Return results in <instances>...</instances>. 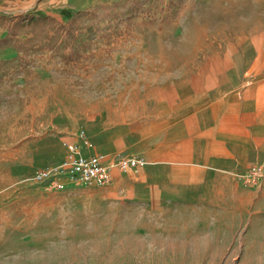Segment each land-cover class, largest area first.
<instances>
[{
    "label": "rangeland",
    "instance_id": "obj_1",
    "mask_svg": "<svg viewBox=\"0 0 264 264\" xmlns=\"http://www.w3.org/2000/svg\"><path fill=\"white\" fill-rule=\"evenodd\" d=\"M139 1L142 8L130 21L101 23V34L81 59L64 62L46 53L21 75L13 67L0 81V264L253 260L250 252L237 249L239 235L232 240L234 234H229V249L222 250L211 241L216 228L196 229L191 237L187 228L172 221L162 229L159 223L146 224L137 209H113L108 205L112 200L89 184L55 190L25 181L40 162L52 166L58 158L55 145L65 110L84 117L88 107L98 112L105 102L114 108L140 94L137 90L148 83L145 61L148 54L158 53V40L180 39L178 53L187 59L192 55L190 42L206 26L216 37L224 33V0ZM114 2L126 0H34L7 13L51 14L65 22L75 11ZM2 14L0 33L5 34L7 15ZM174 54L168 51L169 58Z\"/></svg>",
    "mask_w": 264,
    "mask_h": 264
},
{
    "label": "crops",
    "instance_id": "obj_2",
    "mask_svg": "<svg viewBox=\"0 0 264 264\" xmlns=\"http://www.w3.org/2000/svg\"><path fill=\"white\" fill-rule=\"evenodd\" d=\"M33 2L0 0V14ZM224 13V33L216 37L206 26L187 59L178 53L180 39L158 40V53L145 61L147 86L129 103L88 107L84 117L65 110L52 166L70 142L83 155L143 157L142 167L113 170L107 185H86L115 210L137 209L148 225L165 229L172 221L190 236L216 228L211 241L222 250L229 234L239 235L237 249L253 257L239 264H264V177L245 180L251 168L264 167V0H224ZM16 55L0 51V59Z\"/></svg>",
    "mask_w": 264,
    "mask_h": 264
},
{
    "label": "trees",
    "instance_id": "obj_3",
    "mask_svg": "<svg viewBox=\"0 0 264 264\" xmlns=\"http://www.w3.org/2000/svg\"><path fill=\"white\" fill-rule=\"evenodd\" d=\"M142 5L139 0H126L122 4L114 2L102 7L80 9L70 14L65 22L51 14L27 12L7 15L6 33L0 38V51L12 48L17 55L0 59V81L10 74L13 67L16 74L21 75L25 68L36 63L37 57L46 53H54L64 62L81 59L97 35L101 34V23L130 21Z\"/></svg>",
    "mask_w": 264,
    "mask_h": 264
},
{
    "label": "built area",
    "instance_id": "obj_4",
    "mask_svg": "<svg viewBox=\"0 0 264 264\" xmlns=\"http://www.w3.org/2000/svg\"><path fill=\"white\" fill-rule=\"evenodd\" d=\"M81 136H84L82 133ZM88 145V140L85 139ZM64 159L55 166H44L25 179L51 189L63 190L77 184L107 185L111 180V173L118 169L121 172L131 171L142 167L146 160L139 156L108 157L102 153L83 155L81 146L77 143H66ZM264 177V167L254 166L246 175L247 185L259 183Z\"/></svg>",
    "mask_w": 264,
    "mask_h": 264
}]
</instances>
